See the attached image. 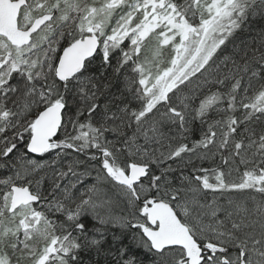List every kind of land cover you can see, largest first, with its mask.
Here are the masks:
<instances>
[{
	"label": "snow or ice",
	"instance_id": "1",
	"mask_svg": "<svg viewBox=\"0 0 264 264\" xmlns=\"http://www.w3.org/2000/svg\"><path fill=\"white\" fill-rule=\"evenodd\" d=\"M22 9L0 32V264H264V0Z\"/></svg>",
	"mask_w": 264,
	"mask_h": 264
},
{
	"label": "water",
	"instance_id": "2",
	"mask_svg": "<svg viewBox=\"0 0 264 264\" xmlns=\"http://www.w3.org/2000/svg\"><path fill=\"white\" fill-rule=\"evenodd\" d=\"M25 0H0V32L15 34L17 16Z\"/></svg>",
	"mask_w": 264,
	"mask_h": 264
},
{
	"label": "trees",
	"instance_id": "3",
	"mask_svg": "<svg viewBox=\"0 0 264 264\" xmlns=\"http://www.w3.org/2000/svg\"><path fill=\"white\" fill-rule=\"evenodd\" d=\"M246 31H247V30H246ZM257 32H259V27L255 28V29L253 30L252 35H244V36L242 37V39H244V40H246V41H251V40H253V38H254V36H255V34H256ZM237 43H239V41H237ZM233 178H236V177H233ZM141 258L144 259V257H143L142 254H141ZM145 264H149V261H148V260H145Z\"/></svg>",
	"mask_w": 264,
	"mask_h": 264
},
{
	"label": "rangeland",
	"instance_id": "4",
	"mask_svg": "<svg viewBox=\"0 0 264 264\" xmlns=\"http://www.w3.org/2000/svg\"><path fill=\"white\" fill-rule=\"evenodd\" d=\"M35 3V0H29V5H32ZM39 13H33V15H38Z\"/></svg>",
	"mask_w": 264,
	"mask_h": 264
},
{
	"label": "flooded vegetation",
	"instance_id": "5",
	"mask_svg": "<svg viewBox=\"0 0 264 264\" xmlns=\"http://www.w3.org/2000/svg\"><path fill=\"white\" fill-rule=\"evenodd\" d=\"M13 1H17V0H13ZM28 3H29V0H28ZM22 11H23V9L21 8V10H20V13H19V14H21V13H22Z\"/></svg>",
	"mask_w": 264,
	"mask_h": 264
}]
</instances>
